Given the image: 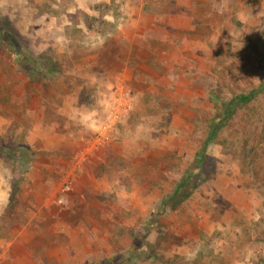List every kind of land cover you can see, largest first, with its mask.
I'll use <instances>...</instances> for the list:
<instances>
[{
	"label": "rangeland",
	"instance_id": "rangeland-1",
	"mask_svg": "<svg viewBox=\"0 0 264 264\" xmlns=\"http://www.w3.org/2000/svg\"><path fill=\"white\" fill-rule=\"evenodd\" d=\"M22 1L0 0V264H264V0Z\"/></svg>",
	"mask_w": 264,
	"mask_h": 264
},
{
	"label": "crops",
	"instance_id": "crops-1",
	"mask_svg": "<svg viewBox=\"0 0 264 264\" xmlns=\"http://www.w3.org/2000/svg\"><path fill=\"white\" fill-rule=\"evenodd\" d=\"M33 2H30L28 3L26 0H25V3L28 4L31 7H36V5H40V0H32ZM24 1L21 2L20 5L22 4H25ZM17 8H20V6H17ZM76 9H79L81 11H85V12H88L89 8H85V7H82V6H79V7H71L69 9L66 10V12H69V13H74ZM69 22H65L63 23V25H68ZM63 26H49L47 29L49 30V32L53 33V34H60V32H62L63 30ZM65 36V35H63ZM64 38V37H62ZM66 38V37H65ZM68 41V40H67ZM66 41V42H67ZM103 40H96V44H101ZM80 45H83L81 44V42H78ZM90 60L93 59V56L92 58H89ZM75 68V67H74ZM73 70V69H72ZM67 74H70L69 72ZM65 101V99H64ZM63 101V104H65V102ZM2 119L4 121V123H6V129H3L1 128V125H2ZM11 121H13V119H10V118H2L0 116V139L2 137H5L7 135L8 136H12V131L10 130V123ZM8 131V132H7ZM16 131V130H14ZM6 133V134H5ZM27 133H28V136H27ZM16 136L17 134L15 133L12 138H13V141L16 139ZM44 139V140H43ZM41 140H43V143H44V146L48 147V149H56L57 150V154L60 153L61 151V142L64 141L63 138H61L59 135L55 134L54 136H52L50 133L48 135H46V137H43L41 138ZM33 141H34V138H33V131L31 129H28V132H25L24 133V145L29 147V150L32 148L33 146ZM5 147V146H4ZM9 179H10V175H9V172L6 168H4L1 163H0V214L2 213L3 209L6 207V205L8 204V197H9V191H10V185H9ZM8 245V244H6Z\"/></svg>",
	"mask_w": 264,
	"mask_h": 264
},
{
	"label": "trees",
	"instance_id": "trees-1",
	"mask_svg": "<svg viewBox=\"0 0 264 264\" xmlns=\"http://www.w3.org/2000/svg\"><path fill=\"white\" fill-rule=\"evenodd\" d=\"M250 98L248 96L240 95V96H235L228 102H224L221 104V116L222 120L220 122H217V124H212V129H209L207 132V141L206 143L212 141L215 137V134L217 133L219 127L223 126L226 121L233 115L235 109L239 104L245 103L249 100ZM2 149L0 148V152Z\"/></svg>",
	"mask_w": 264,
	"mask_h": 264
}]
</instances>
